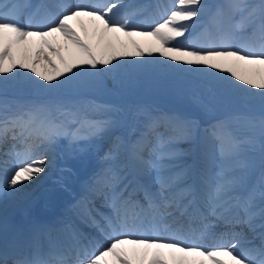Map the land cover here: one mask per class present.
Wrapping results in <instances>:
<instances>
[{
    "label": "snow or ice",
    "instance_id": "6c2138e0",
    "mask_svg": "<svg viewBox=\"0 0 264 264\" xmlns=\"http://www.w3.org/2000/svg\"><path fill=\"white\" fill-rule=\"evenodd\" d=\"M148 7L163 8V18L134 22ZM21 9L32 10L23 22ZM209 11L211 30L189 40ZM154 54L222 77L195 98L204 111L258 104L259 113L201 124L91 97L99 75L119 77L123 58ZM36 89L44 98L9 95ZM123 126L85 195L45 233L47 251L38 237L23 249L0 239V264H264V0H0V147L13 141L3 152L12 159L0 161V200L55 166L61 137L73 146Z\"/></svg>",
    "mask_w": 264,
    "mask_h": 264
},
{
    "label": "rangeland",
    "instance_id": "374dc122",
    "mask_svg": "<svg viewBox=\"0 0 264 264\" xmlns=\"http://www.w3.org/2000/svg\"><path fill=\"white\" fill-rule=\"evenodd\" d=\"M204 2H211V0ZM123 59H126V62L120 65L119 77L115 74H103L104 79L101 75L102 82L92 90L91 97L95 95V98L99 99L102 103H123L124 109L138 106L140 102L146 106L151 104L150 109H158L155 106H166L170 112H178L195 119L208 118L209 120V115L213 119L219 118L226 112L239 110L253 111L255 113H259L260 111L258 104L249 105L247 108L240 104H232L230 106L219 105L214 112H206L196 102L195 98L206 96V86L218 82L222 78L221 76L214 75L212 72L206 73L202 68H192L179 64L173 65L174 62L164 63V59L158 57L156 54L147 58ZM148 78L153 79L159 87L164 104L159 105L157 102L150 103L146 99V86H143L139 91H132L136 87L135 85L148 82ZM101 84L104 85L106 92L110 94L108 98L97 94L100 90L104 92L103 88L100 87ZM20 93L22 94L23 91H20ZM241 94L243 93L241 92ZM9 95L10 97L12 95L16 96L14 93H9ZM130 119L131 117H129ZM186 146L181 145V147Z\"/></svg>",
    "mask_w": 264,
    "mask_h": 264
},
{
    "label": "bare ground",
    "instance_id": "6f19581e",
    "mask_svg": "<svg viewBox=\"0 0 264 264\" xmlns=\"http://www.w3.org/2000/svg\"><path fill=\"white\" fill-rule=\"evenodd\" d=\"M106 0H103V1H94V2H102V3H104ZM169 4H171V3H168L167 5H169ZM166 6V5H165ZM157 10L155 9V12H156ZM211 16V15H210ZM136 21V20H135ZM192 31H193V29H192ZM189 40H198L197 38H194V37H191V38H188ZM199 42V41H198ZM126 60V59H125ZM164 63H165V61H164ZM174 64H177V63H173V65ZM131 65V64H130ZM170 65V64H169ZM172 65V66H173ZM178 65V64H177ZM177 69H178V67H177ZM215 75V74H214ZM213 75V76H214ZM21 79H23V76H21ZM97 80L99 81V83L100 82H102V77H101V75H99L98 77H97ZM243 91H245V90H241V92L243 93ZM11 94V93H10ZM40 94H42L41 92H40V90L38 91V92H36L34 95H40ZM40 98H44L43 96H41ZM119 115V114H118ZM237 126L240 128V129H244V130H247V125H246V123L245 122H243V121H240V122H238V124H237ZM115 129L111 132V133H109L108 135H106V136H104V137H102V138H98V141H96L97 139H95V140H91L90 142H92L93 143V145L94 146H91L89 149H88V147H87V145H88V143L87 142H82L81 143V145H80V147L78 148V150H74V149H72V151L73 152H75V153H77V154H75V155H73L72 157H71V160H72V162L70 163V165H71V168L72 169H70V171L69 172H67L66 173V175L68 176V175H71L72 174V170L74 171V170H76V169H82V168H84L87 164H88V162L90 163V161H91V159H92V154L93 153H99L98 155H101V156H104V153H105V151L107 150V148L109 147V144H110V142H107L106 143V145L104 146L103 144H102V142H103V140H105L108 136H114V135H119V131H115ZM258 128L256 129V133L258 134ZM103 145V146H102ZM70 155V154H69ZM66 156H68V151H66ZM102 161H104L103 160V157H101L100 159H98V161H96V163L98 162V163H101ZM99 165V164H98ZM99 168H100V166H99ZM50 173V172H49ZM52 194H51V192H50V190L48 189V190H46L45 191V193L43 194V196L44 197H49V196H51ZM33 198H34V200H33ZM42 203V200L40 199V197H31V203L29 204V207H28V209H32V207H33V204H35V206L36 205H38V204H41ZM209 244H212L213 243V241H209L208 242Z\"/></svg>",
    "mask_w": 264,
    "mask_h": 264
}]
</instances>
